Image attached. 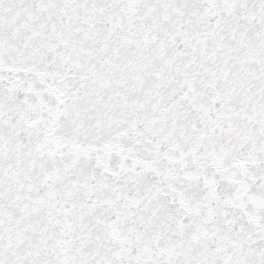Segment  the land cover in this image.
<instances>
[{
	"label": "snow or ice",
	"instance_id": "1",
	"mask_svg": "<svg viewBox=\"0 0 264 264\" xmlns=\"http://www.w3.org/2000/svg\"><path fill=\"white\" fill-rule=\"evenodd\" d=\"M0 264H264V0H0Z\"/></svg>",
	"mask_w": 264,
	"mask_h": 264
}]
</instances>
